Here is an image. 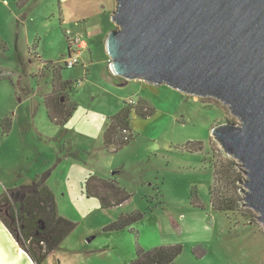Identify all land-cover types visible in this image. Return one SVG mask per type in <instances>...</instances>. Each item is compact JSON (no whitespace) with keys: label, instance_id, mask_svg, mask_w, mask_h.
<instances>
[{"label":"rangeland","instance_id":"rangeland-1","mask_svg":"<svg viewBox=\"0 0 264 264\" xmlns=\"http://www.w3.org/2000/svg\"><path fill=\"white\" fill-rule=\"evenodd\" d=\"M116 4L0 0V37L7 43V50L0 49V195L47 175L60 213L77 225L43 264H126L135 258L137 243L147 250L183 244L184 252L173 264H264V225L257 211L243 207V168L241 207L219 212L210 204L214 163L228 157L239 163L212 136V129L239 118L216 98L115 75L105 38L117 28L111 19ZM89 24L94 31L86 30ZM67 30L88 34L90 46L75 67L65 65ZM54 69L72 81L66 93L77 104L63 126L50 120L44 103L52 91ZM139 98L156 113L141 117L134 112V139L109 151L103 134L111 117L125 101ZM6 118L11 121L8 132L2 125ZM91 174L116 178L132 197L102 208L99 198L85 189ZM193 191L203 207L191 204ZM132 211L144 212L145 218L127 229L102 231ZM198 244L206 248L205 255L198 249L203 257L193 251Z\"/></svg>","mask_w":264,"mask_h":264},{"label":"water","instance_id":"water-1","mask_svg":"<svg viewBox=\"0 0 264 264\" xmlns=\"http://www.w3.org/2000/svg\"><path fill=\"white\" fill-rule=\"evenodd\" d=\"M111 19L115 75L216 98L239 118L212 136L241 164L243 207L264 225V0H117ZM0 264H36L1 218Z\"/></svg>","mask_w":264,"mask_h":264},{"label":"trees","instance_id":"trees-1","mask_svg":"<svg viewBox=\"0 0 264 264\" xmlns=\"http://www.w3.org/2000/svg\"><path fill=\"white\" fill-rule=\"evenodd\" d=\"M87 40V34L83 33ZM68 49L70 41L67 36ZM0 49L7 50V43L0 37ZM48 64H52L49 62ZM72 87V81L63 80L59 70L54 69L52 91L44 96V103L50 120L57 125H65L77 104L71 100L67 88ZM150 117L156 113V108L146 99L125 101L123 107L115 113L103 134L104 145L109 151H117L134 139L132 114ZM5 132H8L11 121H2ZM231 157L220 159L214 163V182L210 187V204L215 211H235L241 207L239 183L242 181V167ZM47 175H38L34 181L8 189L0 195V206L6 205L4 214H0L11 232L23 242V248L36 264H43L47 256L55 250L76 228V223L60 213L56 195L46 181ZM85 189L89 196L97 197L104 209L119 206L132 197V193L116 178H104L91 174L85 181ZM22 193L21 197L19 194ZM191 204L203 207L196 191L190 198ZM145 213L132 211L122 213L119 217L104 226L102 231H120L143 220ZM181 243L160 245L149 250L136 244V256L126 264H173L184 252ZM206 248L197 245L193 251L197 253Z\"/></svg>","mask_w":264,"mask_h":264},{"label":"built area","instance_id":"built-area-1","mask_svg":"<svg viewBox=\"0 0 264 264\" xmlns=\"http://www.w3.org/2000/svg\"><path fill=\"white\" fill-rule=\"evenodd\" d=\"M66 35L70 41V47L68 49V58L65 62L67 67H75L79 63V58L82 50L88 47V42L85 35L81 32L73 34L67 30Z\"/></svg>","mask_w":264,"mask_h":264},{"label":"crops","instance_id":"crops-1","mask_svg":"<svg viewBox=\"0 0 264 264\" xmlns=\"http://www.w3.org/2000/svg\"><path fill=\"white\" fill-rule=\"evenodd\" d=\"M96 14H98V13H96ZM93 15H95V14H93ZM93 15H91L90 18H91ZM84 21H86V20H84ZM91 24H92V23H91ZM91 24H89V27L86 26V30H87V31H89V28H91L90 30H93V31H94V28L92 27L93 25L90 26ZM87 35H88V34H87ZM107 35H108V34H107ZM107 35H106V38H107ZM88 37H89V36H88ZM106 38H105V39H106ZM87 42H88V47H87V49H88L89 46H90V45H89V40H87ZM109 59H110V58H108V65H109V62H110ZM107 73H108V75H109V77H110L111 79H114L113 76L110 75V72H109V71H107ZM114 80L117 81L116 79H114ZM117 82H119V81H117ZM119 83H120V82H119Z\"/></svg>","mask_w":264,"mask_h":264},{"label":"flooded vegetation","instance_id":"flooded-vegetation-1","mask_svg":"<svg viewBox=\"0 0 264 264\" xmlns=\"http://www.w3.org/2000/svg\"><path fill=\"white\" fill-rule=\"evenodd\" d=\"M0 208H1V209H0V214H4V213H5V211H7L6 209H3V207H0ZM2 210H3L4 212H3ZM0 218L2 219V217H1V216H0ZM2 220H3V219H2Z\"/></svg>","mask_w":264,"mask_h":264}]
</instances>
